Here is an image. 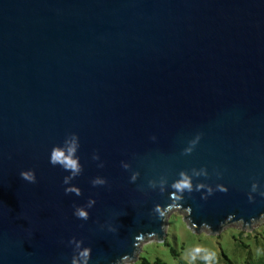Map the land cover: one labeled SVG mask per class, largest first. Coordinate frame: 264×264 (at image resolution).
<instances>
[{
	"label": "water",
	"instance_id": "95a60500",
	"mask_svg": "<svg viewBox=\"0 0 264 264\" xmlns=\"http://www.w3.org/2000/svg\"><path fill=\"white\" fill-rule=\"evenodd\" d=\"M70 133L80 196L49 163ZM261 193L264 0H0V264H71L73 237L89 264L132 262L173 210L249 231Z\"/></svg>",
	"mask_w": 264,
	"mask_h": 264
},
{
	"label": "rangeland",
	"instance_id": "374dc122",
	"mask_svg": "<svg viewBox=\"0 0 264 264\" xmlns=\"http://www.w3.org/2000/svg\"><path fill=\"white\" fill-rule=\"evenodd\" d=\"M168 244L181 248L178 258L167 253ZM197 249H200L198 254ZM206 253L214 254L212 264H254L258 260L264 264V223L249 231L226 227L217 235L206 231L196 233L188 229L184 215L173 210L167 216L164 242L158 243L155 239L142 242L136 259L125 264H140L142 256H147L152 264L157 258L165 264H177L179 260L185 264H206L202 259Z\"/></svg>",
	"mask_w": 264,
	"mask_h": 264
},
{
	"label": "clouds",
	"instance_id": "9594fccd",
	"mask_svg": "<svg viewBox=\"0 0 264 264\" xmlns=\"http://www.w3.org/2000/svg\"><path fill=\"white\" fill-rule=\"evenodd\" d=\"M154 139V137H153ZM195 142H193L194 144ZM79 139L75 133L68 134L65 139L63 140L62 145L53 146L50 150L49 155V163L53 166H60L63 170L68 172L69 174L63 177V184L69 185L64 189L65 193H73L77 196L81 195V191L78 187L70 185V181L78 177L82 172V165L79 162V157L77 156V151L79 149ZM192 148H187L184 150L185 154H190ZM93 160H99V156L95 153L92 156ZM122 164L124 169H128L129 165ZM97 167H103V163H99ZM20 177L24 181L29 183L36 182V176L33 170H25L20 172ZM139 175L138 172L133 173L130 177L131 182H135L137 176ZM182 179L178 182L174 183L172 187L177 192H183L184 190L191 191V183L187 177L184 176V173L180 174ZM107 181L102 177H95L91 180V184L95 186H102L105 185ZM255 190V185H253V191ZM264 195V193H261ZM95 204V200L89 198L85 206H74L73 215L78 219L87 221L89 218V213L86 209L93 207ZM69 244L75 246V252L71 258V264H89V259L91 256V248L89 247H82V241L75 239V237L71 238L68 241ZM200 252V249L196 250V254ZM195 259V255L192 257ZM122 257L120 260L115 261L114 264H120ZM202 259L205 260L206 264H212L214 259L213 253H206Z\"/></svg>",
	"mask_w": 264,
	"mask_h": 264
},
{
	"label": "trees",
	"instance_id": "16d2710c",
	"mask_svg": "<svg viewBox=\"0 0 264 264\" xmlns=\"http://www.w3.org/2000/svg\"><path fill=\"white\" fill-rule=\"evenodd\" d=\"M166 247L168 248L167 250V253L173 257V258H178V255H179V251L181 250V248L179 249H176L173 245L171 244H168L166 245ZM141 263L140 264H152L150 259L147 257V256H142L141 257ZM262 260H258L256 263L254 264H262L261 263ZM154 264H165L163 261H161L159 258L156 259L155 263ZM177 264H185L183 261L179 260L177 261Z\"/></svg>",
	"mask_w": 264,
	"mask_h": 264
}]
</instances>
